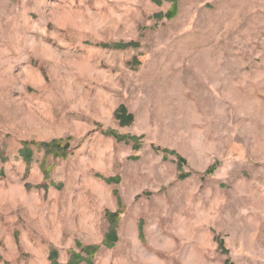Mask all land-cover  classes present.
Wrapping results in <instances>:
<instances>
[{"label":"rangeland","instance_id":"374dc122","mask_svg":"<svg viewBox=\"0 0 264 264\" xmlns=\"http://www.w3.org/2000/svg\"><path fill=\"white\" fill-rule=\"evenodd\" d=\"M0 264H264V0H0Z\"/></svg>","mask_w":264,"mask_h":264},{"label":"trees","instance_id":"16d2710c","mask_svg":"<svg viewBox=\"0 0 264 264\" xmlns=\"http://www.w3.org/2000/svg\"><path fill=\"white\" fill-rule=\"evenodd\" d=\"M22 155L24 156V158H25L27 161H30V158H31V153H30V151H27V153H22Z\"/></svg>","mask_w":264,"mask_h":264}]
</instances>
